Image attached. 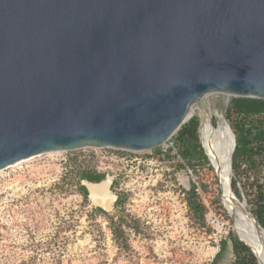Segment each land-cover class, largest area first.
Here are the masks:
<instances>
[{
    "label": "water",
    "instance_id": "95a60500",
    "mask_svg": "<svg viewBox=\"0 0 264 264\" xmlns=\"http://www.w3.org/2000/svg\"><path fill=\"white\" fill-rule=\"evenodd\" d=\"M235 98L264 101V0H0V170L151 150L193 116L201 143L191 109L220 106L232 131Z\"/></svg>",
    "mask_w": 264,
    "mask_h": 264
},
{
    "label": "rangeland",
    "instance_id": "374dc122",
    "mask_svg": "<svg viewBox=\"0 0 264 264\" xmlns=\"http://www.w3.org/2000/svg\"><path fill=\"white\" fill-rule=\"evenodd\" d=\"M79 155L80 164L64 160V152H53L0 170V264H232L230 242L214 259L229 231L236 237L227 224L215 172L207 167H197L196 173L179 169L184 161L171 138L142 152L90 147ZM78 167L104 174L113 196L127 195L124 207L142 229L130 234V252L112 241L105 218H91V209L100 203L89 197L83 203ZM252 179L247 173L237 181L245 202L246 191H254ZM259 179L264 181V171ZM190 183L197 185L203 221L187 206L184 192ZM106 211L113 213V203ZM210 216L217 228L209 226Z\"/></svg>",
    "mask_w": 264,
    "mask_h": 264
},
{
    "label": "trees",
    "instance_id": "16d2710c",
    "mask_svg": "<svg viewBox=\"0 0 264 264\" xmlns=\"http://www.w3.org/2000/svg\"><path fill=\"white\" fill-rule=\"evenodd\" d=\"M226 114L235 135V148L232 154V162H230L233 173L231 188L235 196L241 199L237 190V181L243 174L254 175L250 185L254 191L250 193L246 191V204L247 209L261 225V228H264V181L259 179V175L264 171V101L235 98L228 106ZM171 139L178 156L184 161V165L178 166L179 169L186 167L191 169L193 173H196L197 167L212 169L198 138L196 117L193 116L183 124ZM76 178L78 190L83 198V203L86 204L88 191L80 182L100 183L105 180V175L90 171L87 167H78ZM115 185L116 183H112L111 189ZM196 189L197 185L190 183V188L184 192V195L189 210L200 221H203L204 206L198 201ZM115 195L113 213H109L101 207H94L91 209L90 216L94 218L98 215L105 218L112 241L120 250L130 252V234L138 235L142 229L139 225V219L132 216L124 207L127 195L123 192H116ZM98 232L102 236V232ZM228 242H230V250L233 256L232 264H257L255 257L248 248L239 242L230 231L227 237L219 242V250L214 259L219 258L227 251Z\"/></svg>",
    "mask_w": 264,
    "mask_h": 264
},
{
    "label": "bare ground",
    "instance_id": "6f19581e",
    "mask_svg": "<svg viewBox=\"0 0 264 264\" xmlns=\"http://www.w3.org/2000/svg\"><path fill=\"white\" fill-rule=\"evenodd\" d=\"M208 111L202 113L197 107L191 109V115H197L200 119V139L209 158V164L214 169L221 185V202L229 221L228 227L235 236L250 242L253 245L254 254L259 264H264V232L256 228L255 222L248 214L245 206L235 202L229 192L230 163L233 153V136L229 123L225 120L220 106H209ZM53 153V152H52ZM15 163V167L20 163ZM89 190V199L100 203V207L107 210L115 197L110 194L109 179L100 183H87L83 181ZM245 208V209H244ZM226 222V221H225Z\"/></svg>",
    "mask_w": 264,
    "mask_h": 264
},
{
    "label": "built area",
    "instance_id": "2783aa9c",
    "mask_svg": "<svg viewBox=\"0 0 264 264\" xmlns=\"http://www.w3.org/2000/svg\"><path fill=\"white\" fill-rule=\"evenodd\" d=\"M90 147H85V148H81L78 150H74V151H68V152H64V157H62L64 160H67V158H70L71 160H74V162H78L81 163L82 160L79 159L80 155L79 153L81 152H85L86 149H89ZM105 149H111V148H105ZM69 155V157H68ZM206 220L208 221V224L210 227H216L218 226V222L216 220V218H213V216L207 217Z\"/></svg>",
    "mask_w": 264,
    "mask_h": 264
}]
</instances>
